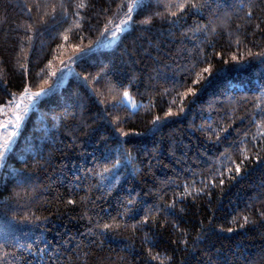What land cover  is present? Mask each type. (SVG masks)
Wrapping results in <instances>:
<instances>
[{"label": "trees", "instance_id": "1", "mask_svg": "<svg viewBox=\"0 0 264 264\" xmlns=\"http://www.w3.org/2000/svg\"><path fill=\"white\" fill-rule=\"evenodd\" d=\"M6 124L0 264H264V0H0Z\"/></svg>", "mask_w": 264, "mask_h": 264}, {"label": "rangeland", "instance_id": "2", "mask_svg": "<svg viewBox=\"0 0 264 264\" xmlns=\"http://www.w3.org/2000/svg\"><path fill=\"white\" fill-rule=\"evenodd\" d=\"M117 29V28H116ZM115 32H116V30H114L113 32H111V35H110V37H113L114 35H115ZM45 91V89H42V90H37V91H31V92H29V93H27V95H23V100L25 101V104L24 105H22V107L21 106H19V108H18V110H17V112H20L21 113V110L23 109L24 110V112H27L28 110H29V108H30V106L37 100V98L39 97V96H35L34 94L35 93H41V95H42V93ZM28 96H32L33 98H32V100H29L27 97ZM124 102L127 104V105H129L130 106V108L131 109H133V110H135L136 108H137V106H138V104L136 103V102H134V101H132L131 100V98L128 96L127 98H125L124 97ZM25 108L27 109V110H25ZM8 110H10V106L8 107ZM7 125V124H6ZM5 128H7V129H5L6 131H5V136H2V139H3V141L0 143V145H3L4 143V141H11V139L12 138H14V135H15V133H16V130H15V128H13V126L11 127H9L8 125H7V127H5ZM14 134V135H13ZM0 150H2V149H0ZM2 160H0V168H1V166H2Z\"/></svg>", "mask_w": 264, "mask_h": 264}, {"label": "snow or ice", "instance_id": "3", "mask_svg": "<svg viewBox=\"0 0 264 264\" xmlns=\"http://www.w3.org/2000/svg\"><path fill=\"white\" fill-rule=\"evenodd\" d=\"M81 6H83V5H81ZM128 12L129 13L132 12V6H129ZM173 15H175V13H173ZM248 15H252V13L249 12ZM130 20H131V16H129L128 19L121 21V25H127ZM145 22H148V21H145ZM121 25H117L118 30H122ZM235 59H236V57H233V60H235ZM203 71L204 72H208L209 69L206 68ZM196 82H198V81H194V83H196ZM27 92H28V89L26 88L25 89V95H27ZM34 95L35 96H40L41 93H35ZM128 95L129 94L127 92L124 93L125 98H127ZM27 98L29 100H32L33 97L32 96H28ZM21 99L23 100V97H21ZM19 106H20L19 104L16 105L17 108H19ZM25 110H27V109L25 108ZM16 119L17 120H20L21 117L20 116H17ZM5 127H7V125H5ZM9 147H10V142L7 141V140L5 141V143L3 145H0V149H2V150H0V160H3L4 154L9 150ZM236 171H237V173H239V167H237ZM244 219H245V223H247L248 222V217H245ZM104 227L105 228H108L109 226L108 225H105ZM229 231H231V229H229ZM153 258H155V257H153Z\"/></svg>", "mask_w": 264, "mask_h": 264}, {"label": "water", "instance_id": "4", "mask_svg": "<svg viewBox=\"0 0 264 264\" xmlns=\"http://www.w3.org/2000/svg\"><path fill=\"white\" fill-rule=\"evenodd\" d=\"M116 39H118V37H116ZM110 44H111V45L114 44V41H111ZM68 74H69V72L67 73L66 76H68ZM65 81H66V78L64 79V82H65ZM17 104L20 105V101H18ZM17 104H16V105H17ZM16 108H17V107H16ZM16 117H17V116L15 115V118H16Z\"/></svg>", "mask_w": 264, "mask_h": 264}, {"label": "built area", "instance_id": "5", "mask_svg": "<svg viewBox=\"0 0 264 264\" xmlns=\"http://www.w3.org/2000/svg\"><path fill=\"white\" fill-rule=\"evenodd\" d=\"M10 148V147H9Z\"/></svg>", "mask_w": 264, "mask_h": 264}]
</instances>
